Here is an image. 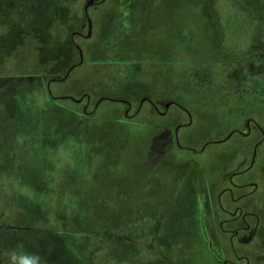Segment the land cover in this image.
<instances>
[{
	"label": "rangeland",
	"instance_id": "obj_1",
	"mask_svg": "<svg viewBox=\"0 0 264 264\" xmlns=\"http://www.w3.org/2000/svg\"><path fill=\"white\" fill-rule=\"evenodd\" d=\"M96 1L0 0V216L13 222L0 264H264V148L251 154L264 0H243L257 15L246 49H232L215 0H114L87 31ZM72 36L85 62L67 73L83 59ZM250 162L240 256L220 247L229 232L198 228L194 188L215 215L219 175ZM127 216L150 233L116 225Z\"/></svg>",
	"mask_w": 264,
	"mask_h": 264
},
{
	"label": "flooded vegetation",
	"instance_id": "obj_2",
	"mask_svg": "<svg viewBox=\"0 0 264 264\" xmlns=\"http://www.w3.org/2000/svg\"><path fill=\"white\" fill-rule=\"evenodd\" d=\"M102 1L104 0H98L96 2H94V4H100ZM89 10V9H88ZM85 19H86V25H87V31L89 28V22H88V17L93 21L92 24L94 26V19L92 16H90V14L88 13V11L85 12ZM85 28V29H86ZM93 31V28H92ZM91 31V32H92ZM76 33V32H73ZM90 35V33H82L78 34V38L81 37H86ZM72 41V46L75 48L76 52L81 56L82 61H78L76 62V59L71 63L70 67L68 68L67 73L70 70H74V68H76L78 65H80L82 62H85V57H84V52L82 51V46H80V44L77 42V38H75L74 36H72L71 38ZM246 49V48H245ZM77 55V54H76ZM67 73L64 75V77L62 78H58L57 75H54L53 77H51V79H49V83H47V88L48 91L51 95V97L53 98V94L51 91V86L53 85L54 81H65L66 79H69L71 77V75L66 76ZM85 100V97H84ZM86 109V108H84ZM131 110H129V112H127L128 114L130 113ZM152 111V110H151ZM154 112V111H153ZM245 128H248L247 125H244ZM259 127V126H258ZM260 128V127H259ZM256 130H258L257 132V136H255V146L252 149V155H255V159L258 158V156L260 155V149L264 148L262 146L263 142H264V128H260V130L258 128H256ZM204 146H202V148H199L201 151L203 149ZM246 147L243 145V148L239 149V153L241 151H243ZM205 150V149H204ZM246 150V149H245ZM238 154H234L232 159L233 160L235 158L236 155ZM230 160V161H231ZM252 162H250L248 164L247 167L241 169V171H239L236 174H243L247 171H249V167L251 166ZM236 174L233 175V177L227 181L225 179H223L225 176L224 174H220L219 175V181L221 184V190L218 192H216L214 194V198L215 201H211L212 204V212L215 213V215L211 216V206L210 205H205L204 204V200L203 198L201 199V194L199 192V190H197V188H194V215H195V220L199 221V226L198 228L201 229L202 231H205V234L207 233L209 237H211V235L209 234L208 230L213 228H217L220 230V232H218L222 237L223 234H227V232H229V236L228 238V242L225 241V244H221L220 247L226 246V248H229L232 253L237 252L238 254H240L238 252V245H241L238 241L239 239V235L243 234L245 231H249L252 230V227H248L246 226L240 215H244L248 211L247 209V200L249 199V197L253 194V191H256L258 188V184L255 182V180H248L246 179L244 176H241L240 174L237 176ZM212 185V182L207 186L206 190H209L210 186ZM250 188V190H248ZM212 190V189H211ZM211 192V191H210ZM208 207V209H207ZM219 208L220 211L221 209H223L224 212L227 213V215H221V212L219 214ZM228 209V211H225V209ZM253 209V208H252ZM254 230V229H253ZM208 240V239H207ZM225 240V239H224ZM209 246L211 245V242L208 240ZM226 248L224 250H226ZM212 255H214L216 257V254L214 253L215 250H212ZM241 256V254H240ZM217 258V257H216ZM218 259V258H217ZM218 264H226L224 262V260L221 262V259L217 260Z\"/></svg>",
	"mask_w": 264,
	"mask_h": 264
},
{
	"label": "trees",
	"instance_id": "obj_3",
	"mask_svg": "<svg viewBox=\"0 0 264 264\" xmlns=\"http://www.w3.org/2000/svg\"><path fill=\"white\" fill-rule=\"evenodd\" d=\"M109 5V7L106 9V11L110 10L111 8H113L115 5V1L114 0H104L102 1L100 4H92L88 7V13L90 14V16H97L98 12L100 11L101 6L103 5ZM87 5V4H86ZM215 5L216 7L218 6V10H219V15L220 16H228L226 19L228 20V24H227V34H228V41H232L233 43V48L232 49H245L246 47H248L249 45V37L255 32L256 26H257V20L255 19L254 16L255 12L251 9L250 5L247 4L245 1L243 2V0H215ZM257 14V13H256ZM54 76V75H53ZM51 75V77H53ZM40 77H44V76H39ZM69 80V79H66ZM65 80V81H66ZM44 95L46 96V98H50L51 100H54L49 91L48 88L46 86V83L44 85ZM87 99V98H86ZM78 104V103H77ZM98 108L100 106H97ZM96 108V107H95ZM128 217V216H127ZM131 218V216H130ZM11 219V218H10ZM133 220H135V217H132ZM126 220H129L128 218H123L121 220H117V226L119 227H123V228H127V229H131V226L133 224L135 225V231L136 233H138L137 236H140L142 233L146 232V233H150V227H152V225H154V223H149V225H142L141 220L138 221H134V223L132 224L131 222H128ZM13 223L12 220H9L8 218H4L2 216H0V253H4L7 250H4L3 248V243L2 241L5 238H8V240L10 238H12V235H9L7 237V227L10 226V224ZM151 224V226H150ZM137 227V229H136ZM113 227H111L112 230ZM108 233L107 236H110L109 234L111 233L110 231L105 232ZM151 239H153L154 237H150ZM17 251H22L24 249L23 246H17ZM19 256V254H18ZM21 258H25V257H21Z\"/></svg>",
	"mask_w": 264,
	"mask_h": 264
},
{
	"label": "clouds",
	"instance_id": "obj_4",
	"mask_svg": "<svg viewBox=\"0 0 264 264\" xmlns=\"http://www.w3.org/2000/svg\"><path fill=\"white\" fill-rule=\"evenodd\" d=\"M15 252H13V253H11V254H14ZM10 254V255H11ZM30 257H32V256H30ZM34 257H36V258H38V259H40V257L38 256V255H35ZM25 264H31V261L29 260V261H25Z\"/></svg>",
	"mask_w": 264,
	"mask_h": 264
},
{
	"label": "crops",
	"instance_id": "obj_5",
	"mask_svg": "<svg viewBox=\"0 0 264 264\" xmlns=\"http://www.w3.org/2000/svg\"><path fill=\"white\" fill-rule=\"evenodd\" d=\"M198 221V220H197Z\"/></svg>",
	"mask_w": 264,
	"mask_h": 264
},
{
	"label": "water",
	"instance_id": "obj_6",
	"mask_svg": "<svg viewBox=\"0 0 264 264\" xmlns=\"http://www.w3.org/2000/svg\"><path fill=\"white\" fill-rule=\"evenodd\" d=\"M89 7V6H88Z\"/></svg>",
	"mask_w": 264,
	"mask_h": 264
}]
</instances>
